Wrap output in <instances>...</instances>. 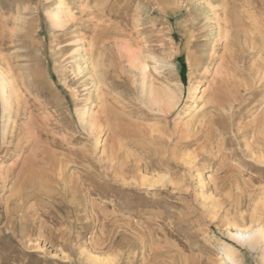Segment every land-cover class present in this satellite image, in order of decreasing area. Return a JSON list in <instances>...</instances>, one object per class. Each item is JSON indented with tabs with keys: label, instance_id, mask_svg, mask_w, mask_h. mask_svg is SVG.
I'll list each match as a JSON object with an SVG mask.
<instances>
[{
	"label": "rangeland",
	"instance_id": "rangeland-1",
	"mask_svg": "<svg viewBox=\"0 0 264 264\" xmlns=\"http://www.w3.org/2000/svg\"><path fill=\"white\" fill-rule=\"evenodd\" d=\"M66 1L63 24L60 0H0L19 90L10 116L0 97V264H221L222 245L264 264L223 229L264 213V0ZM104 45L96 84L85 52ZM147 55V82L179 93L167 114L141 98Z\"/></svg>",
	"mask_w": 264,
	"mask_h": 264
},
{
	"label": "bare ground",
	"instance_id": "bare-ground-1",
	"mask_svg": "<svg viewBox=\"0 0 264 264\" xmlns=\"http://www.w3.org/2000/svg\"><path fill=\"white\" fill-rule=\"evenodd\" d=\"M70 14L71 13H69V9L67 8V1L66 0H60V3L58 4L56 11L54 13H52L53 17H55L57 20H59L60 23L63 22V24L67 23V19L70 17ZM108 52H111V51L108 47H106V45H104L103 53L100 54L98 56V58H95L92 51L91 52L90 51L85 52L86 53L85 56H87V58L84 59L83 64L86 65L87 71H89L91 78L93 80H95L94 82H96V84H101L103 77H106L107 75H109V70L107 69V62H108L107 58L109 57ZM147 59L155 60L156 58L153 55H147L146 59L141 58L139 56L135 59V62L132 64V68L134 69V71H138L142 77L141 83H140L141 98H142L144 104L146 106H148L149 108L156 109L159 112L167 114V113L171 112L173 109H175V107L177 106L178 100H179V93L177 90L172 89V87L170 88L169 86H165V87L158 89V87L156 88L155 85H153V83L150 84L149 82H147V78H148L147 71L149 69V66L147 64L148 63ZM86 69H85V71H86ZM131 71H133V70H131ZM14 79H15V77L13 78L12 74L6 68H4L3 66H0V97H1V101H2L4 114H8L9 116L11 114V109H12L14 103L16 102V100H18V91L19 90L17 88L16 82ZM196 90H197L196 87L195 88L193 87V89L191 90V91H193V96L196 95ZM192 98H194V97H192ZM77 115H78V121L82 125L81 127L86 128L92 135H94L100 129V118L95 117L94 111L92 109L87 107L84 111L80 110V112ZM190 116L193 117L192 114H190ZM191 125H193V124L191 123ZM259 154H261V153H259ZM256 159H258L259 163L264 165V158H262V157L258 158L257 157ZM49 161L51 162V160H49ZM52 162H54V161H52ZM56 163H57V161H56ZM54 166L56 167V169L59 172L60 168L58 169L56 165H54ZM60 166H61V163H60ZM57 170H55V171H57ZM48 173H50V172L48 171ZM59 173H61V172H59ZM50 175H51V173H50ZM53 175H55V174H53ZM54 179H55V177H54ZM61 179H62V177H61ZM164 180H165V177L164 178L161 177L158 181H153V182H149V180H146V181H148V183H150V185H149L150 187H155L156 184H158L160 182L162 183ZM142 181H143V183L145 182L144 180H142ZM226 182L227 181H225L224 183H226ZM163 184H164V182H163ZM144 185H145V183H144ZM160 185L163 187L162 184H160ZM231 195H230V197H231ZM210 201H211L212 209H214V210L219 209L220 210L221 208H223L224 210H226L225 207L223 206L224 204L220 201V199L219 200L213 199L211 197ZM20 203L22 204V202H20ZM18 205H19V203H18ZM216 211H218V210H216ZM223 229L227 233L229 238L234 243H236L238 246H240L242 248L249 249V250H256L259 247H261L262 243H264V213H262V212L257 213L255 210H252V212H250L248 215L241 213V214H239V218L237 221L225 222ZM230 251L231 250L228 246L222 245L223 263H221V264H235L234 261L232 260L231 255H230ZM262 252H263L262 260L264 262V249L262 250ZM91 260L93 261V263H96V264L99 263V259L97 257H91Z\"/></svg>",
	"mask_w": 264,
	"mask_h": 264
}]
</instances>
